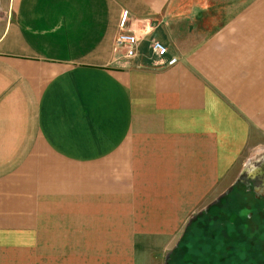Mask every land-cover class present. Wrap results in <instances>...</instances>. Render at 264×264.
<instances>
[{
    "label": "crops",
    "instance_id": "0c3cea01",
    "mask_svg": "<svg viewBox=\"0 0 264 264\" xmlns=\"http://www.w3.org/2000/svg\"><path fill=\"white\" fill-rule=\"evenodd\" d=\"M254 130L264 0H0V264H156Z\"/></svg>",
    "mask_w": 264,
    "mask_h": 264
},
{
    "label": "rangeland",
    "instance_id": "374dc122",
    "mask_svg": "<svg viewBox=\"0 0 264 264\" xmlns=\"http://www.w3.org/2000/svg\"><path fill=\"white\" fill-rule=\"evenodd\" d=\"M252 137L226 178L196 211L206 213L201 218L202 224L193 228V236L209 239L214 247L208 245L204 252L220 264H264V226L252 225L247 217L251 214L249 208L264 206L261 201L264 198V134L254 130ZM237 185L240 189L234 188ZM241 187L245 191L255 189L258 197L250 194L253 200L249 201V195L238 194ZM243 233L247 234V241L250 237L255 240L253 244L242 242ZM174 249L175 245L171 246L156 259V264H169L170 252Z\"/></svg>",
    "mask_w": 264,
    "mask_h": 264
},
{
    "label": "trees",
    "instance_id": "16d2710c",
    "mask_svg": "<svg viewBox=\"0 0 264 264\" xmlns=\"http://www.w3.org/2000/svg\"><path fill=\"white\" fill-rule=\"evenodd\" d=\"M234 188L240 189L239 185L235 186ZM234 193L237 194V191ZM238 194L250 196V194L245 191L244 187H241V191ZM249 201H251V196L249 197ZM261 201H264V198L261 199ZM251 208L254 209L249 208V211L251 212L250 216H247V214H244V216H247L249 218L252 225L264 226V206L262 205ZM205 213L206 212H198L184 227L181 239L179 240L175 249L170 254L169 264H220V261H215L211 258L212 256H208L204 252L207 249L208 245L209 247H214L209 241V239L204 237L197 239L196 236H193V228H196L198 227V225L202 224L201 218L204 216ZM243 235L244 236L242 242H246L248 240V236L246 233H243ZM249 239L250 241H247L248 244L249 242L253 244V241L255 240H253L251 237ZM242 248L245 249L246 247ZM219 257L221 258L220 255Z\"/></svg>",
    "mask_w": 264,
    "mask_h": 264
},
{
    "label": "built area",
    "instance_id": "2783aa9c",
    "mask_svg": "<svg viewBox=\"0 0 264 264\" xmlns=\"http://www.w3.org/2000/svg\"><path fill=\"white\" fill-rule=\"evenodd\" d=\"M138 39L135 34L129 31H121L116 39L115 44L118 47H122L125 50V55L127 57H133L136 54V46H137ZM153 47L158 51L160 54H164L166 52V47L158 42L153 43ZM175 59H171L169 63L174 62Z\"/></svg>",
    "mask_w": 264,
    "mask_h": 264
},
{
    "label": "flooded vegetation",
    "instance_id": "af4514ba",
    "mask_svg": "<svg viewBox=\"0 0 264 264\" xmlns=\"http://www.w3.org/2000/svg\"><path fill=\"white\" fill-rule=\"evenodd\" d=\"M249 190H251V189H249ZM247 193L248 194H255L256 195V197H258V194L256 193V190L255 189H253V190H251V191H247ZM260 196V195H259ZM262 196V195H261ZM251 200H253V198L251 197ZM257 201V200H256ZM250 216V215H249ZM175 247H176V245H175ZM170 254H171V252H170Z\"/></svg>",
    "mask_w": 264,
    "mask_h": 264
}]
</instances>
